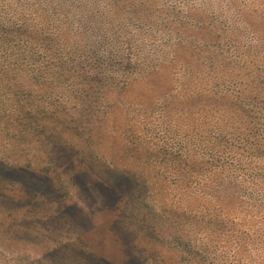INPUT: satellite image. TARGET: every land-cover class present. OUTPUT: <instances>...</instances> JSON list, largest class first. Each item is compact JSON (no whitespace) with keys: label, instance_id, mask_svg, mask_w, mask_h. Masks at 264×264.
Wrapping results in <instances>:
<instances>
[{"label":"rangeland","instance_id":"374dc122","mask_svg":"<svg viewBox=\"0 0 264 264\" xmlns=\"http://www.w3.org/2000/svg\"><path fill=\"white\" fill-rule=\"evenodd\" d=\"M0 264H264V0H0Z\"/></svg>","mask_w":264,"mask_h":264},{"label":"trees","instance_id":"16d2710c","mask_svg":"<svg viewBox=\"0 0 264 264\" xmlns=\"http://www.w3.org/2000/svg\"><path fill=\"white\" fill-rule=\"evenodd\" d=\"M101 76H104V74H102V73H99V74L98 73H95L94 78L97 79V80H100L99 77H101Z\"/></svg>","mask_w":264,"mask_h":264}]
</instances>
